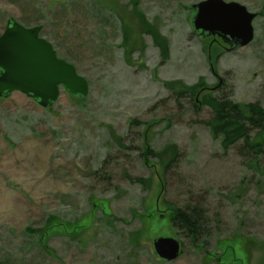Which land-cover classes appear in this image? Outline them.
<instances>
[{
	"label": "rangeland",
	"instance_id": "1",
	"mask_svg": "<svg viewBox=\"0 0 264 264\" xmlns=\"http://www.w3.org/2000/svg\"><path fill=\"white\" fill-rule=\"evenodd\" d=\"M202 1L0 0V35L10 19L41 27L89 83L85 100L62 90L50 109L19 92L0 99V264H264V153L224 152L207 110L174 93L221 82L242 108L264 107V0H224L257 15L236 50L194 34ZM172 146L165 172L155 156ZM167 205H200L210 236L194 244ZM160 237L181 243L177 260L157 257Z\"/></svg>",
	"mask_w": 264,
	"mask_h": 264
},
{
	"label": "water",
	"instance_id": "2",
	"mask_svg": "<svg viewBox=\"0 0 264 264\" xmlns=\"http://www.w3.org/2000/svg\"><path fill=\"white\" fill-rule=\"evenodd\" d=\"M191 25L200 38H220L232 50L247 47L254 40L256 14L236 2L205 0L192 7ZM41 27L25 28L10 19L0 35V98L19 92L42 108L53 107L62 90L73 97L89 95V83L76 68L57 58L54 47L40 37ZM157 257L165 262L177 260L181 243L175 238L154 240Z\"/></svg>",
	"mask_w": 264,
	"mask_h": 264
},
{
	"label": "trees",
	"instance_id": "3",
	"mask_svg": "<svg viewBox=\"0 0 264 264\" xmlns=\"http://www.w3.org/2000/svg\"><path fill=\"white\" fill-rule=\"evenodd\" d=\"M224 85L225 83L221 84L220 82L214 91H208L202 85L190 90L174 88V93L179 100L190 98L197 116L207 110L209 117L203 121V124L210 129L213 138L220 141L224 152L235 150L241 157L259 161L261 154L264 153V142L254 144L252 141L257 134H264V107L259 103H251L242 108L232 101L231 94L225 93ZM165 87L171 88L169 84H165ZM143 156L147 160L155 154L153 151L145 149ZM156 157L164 165L166 172L178 162L179 149L177 146H172L169 154ZM167 207L173 228L194 244L210 236L209 217L206 210L200 205H185L178 208L167 205ZM26 233H36V230L28 228ZM37 233L44 240H48L50 237L48 231H41V234L38 231ZM43 246L48 248L44 243Z\"/></svg>",
	"mask_w": 264,
	"mask_h": 264
},
{
	"label": "flooded vegetation",
	"instance_id": "4",
	"mask_svg": "<svg viewBox=\"0 0 264 264\" xmlns=\"http://www.w3.org/2000/svg\"><path fill=\"white\" fill-rule=\"evenodd\" d=\"M228 47H229V49H232L231 47V44H227V43H225Z\"/></svg>",
	"mask_w": 264,
	"mask_h": 264
}]
</instances>
